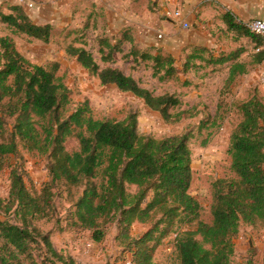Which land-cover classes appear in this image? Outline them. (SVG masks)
I'll use <instances>...</instances> for the list:
<instances>
[{
    "label": "trees",
    "instance_id": "16d2710c",
    "mask_svg": "<svg viewBox=\"0 0 264 264\" xmlns=\"http://www.w3.org/2000/svg\"><path fill=\"white\" fill-rule=\"evenodd\" d=\"M11 10V14H0L1 22L11 30L10 35L0 37V173L10 169L8 195L0 196V264H82L58 251L51 231L45 233L38 226L43 220L59 221L55 198L63 195L69 207L62 232L88 233L93 243L102 244L116 225L115 242L123 254L131 255L133 264H156V252L171 234L176 235V264H231L241 226L264 227V102L252 96L240 104L241 120L230 136L228 150L234 176L213 182L212 221L204 222L202 205L190 191V135L162 139L143 135L134 116L124 121L95 119L87 99L71 108L73 91L57 75L58 65L47 69L32 63L14 39L25 35L49 43L52 27L33 24L21 7ZM223 20L229 30L249 37L257 47L264 46V38L231 14H224ZM126 35L115 42L99 40L102 61L114 63V53L121 50L124 40L129 41ZM190 51L181 68L164 52L133 48L132 55L153 62V75L170 80L188 73L195 60L223 65L241 53L236 50L216 57L202 47ZM67 53L102 86L115 85L120 92L133 94L166 123H179L196 114L172 113L181 106L177 96L155 95L122 70L101 68L84 47L72 44ZM263 61L264 50L255 57V62ZM245 72L243 64H235L227 82ZM220 113L219 102L214 123L221 119ZM8 119L13 120L9 134ZM70 138L78 141L79 149L66 148ZM21 151L32 157L47 156L49 180L40 189L31 180ZM129 187L136 191L130 192ZM136 224L150 227L134 235ZM245 264L254 262L249 259Z\"/></svg>",
    "mask_w": 264,
    "mask_h": 264
},
{
    "label": "rangeland",
    "instance_id": "374dc122",
    "mask_svg": "<svg viewBox=\"0 0 264 264\" xmlns=\"http://www.w3.org/2000/svg\"><path fill=\"white\" fill-rule=\"evenodd\" d=\"M70 42H73L72 37L63 40L61 33L56 32L51 45L29 44L26 41H20L19 48L24 56L34 64L47 69H52L55 64L58 65L57 75L73 91L71 108H76L79 103L87 99L95 119L124 121L134 116L137 119L139 133L157 139L189 134L193 169L190 191L202 205L201 220L210 223L212 221L213 182L220 178L234 176L230 169L231 159L228 150L230 136L241 120L238 108L252 96H257L264 102V83L260 79L261 75H264V64L252 65L246 75L240 74L233 82L228 83L226 68L211 69L212 66L201 60H195L192 62L194 68L190 75L180 74L173 79L163 80L160 79V75H153V62L126 59L121 55H116L117 59L114 64H117L126 75L134 77L143 88L155 95L172 94L181 100V106L172 109V113L181 110H188L189 113L196 112L193 117L170 124L166 123L158 112L148 108L143 100L131 93L120 92L115 85L102 86L97 77L90 75L80 66L72 64V61L64 54L65 47ZM76 43L86 45L101 68L109 65L101 60L96 49L97 42L94 40V33L88 32L78 36ZM191 51L184 48L181 54L178 53L179 66H181V60L186 59ZM205 57L209 58V54L206 53ZM241 60L249 65L255 59H252L251 53H246ZM219 102L221 119L214 123ZM202 122L205 123V127L200 128ZM6 127L8 134L11 133L13 120L8 119ZM66 148L71 152L79 149L78 141L75 138L68 139ZM21 153L26 160L25 168L31 180L36 188L40 189L42 184L49 180L47 156L32 157L25 151ZM9 174L10 169L8 168L0 173V196L3 198L7 197L9 192ZM129 191L133 193L136 188L129 187ZM55 204L59 213V221L57 219L55 221L43 220L38 223V226L45 233L51 231L55 248L65 256H75L76 261L79 262L80 256L90 254L91 257L87 264H124L131 256L123 254L112 240V232L116 225L111 227L105 245L92 243L88 233L77 235L69 231L62 232L61 228L66 226L65 210L69 207L65 202V195L56 196ZM149 227L150 224H138L133 229V234H142ZM188 229L185 227L183 230ZM175 236L171 234L158 248L155 254L156 264L177 263L173 248ZM234 243L235 253L231 264H245L249 259H252L254 264H264V227L253 228L242 225Z\"/></svg>",
    "mask_w": 264,
    "mask_h": 264
},
{
    "label": "crops",
    "instance_id": "0c3cea01",
    "mask_svg": "<svg viewBox=\"0 0 264 264\" xmlns=\"http://www.w3.org/2000/svg\"><path fill=\"white\" fill-rule=\"evenodd\" d=\"M31 1L35 7L30 10L21 5L18 0H0V14L8 15L12 13L11 8L21 7L33 24L38 26L50 25L52 27L49 43L30 39L25 35L14 36L19 51L20 41H26L29 44L51 45L56 32L61 33L63 40H68L72 37L73 42H70V44L84 47L88 50L86 45L76 43V39L78 36L91 32L94 33V40L97 42L96 49L99 54L101 48L99 40L101 38H110L112 42H115V40L127 34L129 41L124 40L121 50L114 53V63L117 59L116 55H121L126 59L141 61L132 55V49L137 48L141 52L149 51L152 54H157L158 52L167 53L177 60L176 64L178 65L180 58L177 55L179 52L181 54V50L184 48L190 50L195 47H202L216 57L220 55L228 56L236 50H241L237 59L223 65H210L212 66L211 69L226 68L227 80L230 77L231 68L237 63L244 66L246 72L243 73V76L250 71L249 69L252 65L260 66L264 64V61L257 63L254 60L248 65L241 60L246 53H251L252 59H255L256 55L264 50V46L257 47L256 43L249 37L240 36L237 32L229 30L223 20V16L226 13L231 14L237 22L243 24H247L253 19L264 18V0ZM176 11L182 12L180 18L173 17ZM183 23L188 24L189 27L183 28ZM10 34V28L7 24L2 23L0 19V37ZM159 36L161 37L159 38ZM70 44L65 47L64 54L67 59L72 61V64L80 66L76 59L70 57L67 53V48ZM104 50L106 53L107 50ZM100 57L102 58L101 54ZM184 60H181V66L178 65L180 68ZM114 63H107L109 64L107 67L118 68V65ZM192 70L193 68L186 75H190ZM112 233V240L116 243L115 237L118 233L116 227ZM107 241L108 239L102 245H105ZM72 257L77 260L75 256ZM89 257H91L90 254H83L80 256L81 259H78L82 264H87Z\"/></svg>",
    "mask_w": 264,
    "mask_h": 264
},
{
    "label": "built area",
    "instance_id": "2783aa9c",
    "mask_svg": "<svg viewBox=\"0 0 264 264\" xmlns=\"http://www.w3.org/2000/svg\"><path fill=\"white\" fill-rule=\"evenodd\" d=\"M18 2L25 6L27 9H34L35 5L31 0H18ZM182 16V12L181 11H176L173 14L174 18H180ZM247 28L249 29L250 32H252L253 34L260 36L262 38H264V18H257V19H253L250 22H248L246 24ZM183 28H188V24L183 23L182 24ZM161 36H159L160 38ZM261 81L264 83V75H261ZM124 264H133L132 263V259L131 256L129 258L126 259V261L124 262Z\"/></svg>",
    "mask_w": 264,
    "mask_h": 264
}]
</instances>
